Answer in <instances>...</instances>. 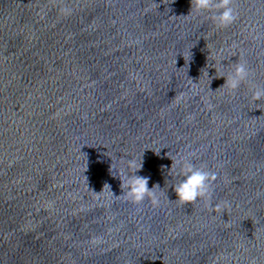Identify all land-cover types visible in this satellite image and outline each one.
Instances as JSON below:
<instances>
[{"label": "water", "instance_id": "obj_1", "mask_svg": "<svg viewBox=\"0 0 264 264\" xmlns=\"http://www.w3.org/2000/svg\"><path fill=\"white\" fill-rule=\"evenodd\" d=\"M233 7L218 28L190 0H0V264H264V0ZM190 153L212 207L175 201ZM142 154L159 207L121 196Z\"/></svg>", "mask_w": 264, "mask_h": 264}, {"label": "clouds", "instance_id": "obj_2", "mask_svg": "<svg viewBox=\"0 0 264 264\" xmlns=\"http://www.w3.org/2000/svg\"><path fill=\"white\" fill-rule=\"evenodd\" d=\"M171 2H174V0H171ZM190 3L191 8L188 15L193 11L198 14L204 12L211 13L210 19H212L218 28L229 27L238 19V12L233 7V0H190ZM62 11L67 10L62 9ZM251 75L252 73L247 64L245 62H238L234 64V67L226 75L222 73L217 76L216 73L215 78H225V83L221 88L226 86L230 92L234 93L243 83L249 81ZM210 83L211 78L209 85ZM251 98L253 102L264 99V86L255 85L252 90ZM154 152L156 155L160 153V151ZM191 155L193 154L190 153L188 156L181 155L176 159L169 157L172 160L169 171L171 172L174 168L179 169L176 175L181 177L179 181L172 186L177 197L175 201H178L181 205H188L196 203L200 199H204L209 203V207H212V185L217 180V174L197 168L190 159ZM142 157L143 154L139 162H137L136 159H128L125 169H122L120 174H118L121 181V196L135 205L143 204L145 200H148L153 207H159L160 198L155 189L160 188V186L156 184L150 189L148 187L149 177L137 175L143 167ZM109 171L112 174V165ZM105 188L109 190L112 196H115L109 184L105 183L103 190ZM103 190L101 192H103ZM220 209L221 206L219 204L215 205L216 211Z\"/></svg>", "mask_w": 264, "mask_h": 264}]
</instances>
